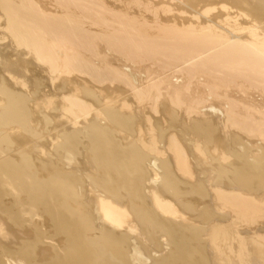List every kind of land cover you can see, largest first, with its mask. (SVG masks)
Wrapping results in <instances>:
<instances>
[{
    "label": "bare ground",
    "instance_id": "obj_1",
    "mask_svg": "<svg viewBox=\"0 0 264 264\" xmlns=\"http://www.w3.org/2000/svg\"><path fill=\"white\" fill-rule=\"evenodd\" d=\"M0 264H264V0H0Z\"/></svg>",
    "mask_w": 264,
    "mask_h": 264
},
{
    "label": "rangeland",
    "instance_id": "obj_2",
    "mask_svg": "<svg viewBox=\"0 0 264 264\" xmlns=\"http://www.w3.org/2000/svg\"><path fill=\"white\" fill-rule=\"evenodd\" d=\"M151 54H152V53H151ZM153 55H156V54L154 53ZM153 55H150V54H149V56H151V57H152ZM154 68H155V67H154Z\"/></svg>",
    "mask_w": 264,
    "mask_h": 264
}]
</instances>
